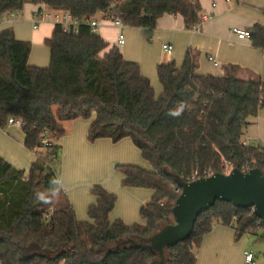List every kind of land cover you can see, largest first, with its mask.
Masks as SVG:
<instances>
[{
    "label": "trees",
    "instance_id": "16d2710c",
    "mask_svg": "<svg viewBox=\"0 0 264 264\" xmlns=\"http://www.w3.org/2000/svg\"><path fill=\"white\" fill-rule=\"evenodd\" d=\"M27 2L68 10L82 22L75 34L54 25L45 40V67L29 64V41L17 39L12 27L0 29V127L11 116L21 117L24 145L34 153L26 171L0 158V264H150L159 258L154 249L116 245L127 237L148 238L160 224L175 222L172 208L181 190L163 168L187 181L223 172L228 163L264 174V145L242 139L247 118L264 108L260 78L237 77L235 65L225 66L222 75H197L189 50L180 67L157 65L156 96L139 64L118 47L109 48L85 23L102 12L125 26L152 27L159 16L178 14L192 27L202 22L198 0H0V16ZM250 32L252 45L264 49V26L255 24ZM78 118L90 119L89 141L127 137L151 165L115 166L123 186L153 190L139 210L145 224L111 221L116 196L100 184L91 188L96 199L89 220L77 219L56 166L64 122ZM257 220L249 207L217 201L198 216L188 238L164 248L161 264H195L196 249L217 223L233 227L237 238L259 230L264 238V222Z\"/></svg>",
    "mask_w": 264,
    "mask_h": 264
},
{
    "label": "crops",
    "instance_id": "0c3cea01",
    "mask_svg": "<svg viewBox=\"0 0 264 264\" xmlns=\"http://www.w3.org/2000/svg\"><path fill=\"white\" fill-rule=\"evenodd\" d=\"M198 1L202 22L197 30L188 27L181 15L163 14L152 27H116L104 22L95 32L109 44V48L118 47L126 60L139 64L140 72L149 78L156 96L161 91L156 86L157 65L174 62L180 67L189 50L195 54L197 75H222L225 66L235 65L238 67L237 77H258L264 82V49L253 46L249 37L238 39L230 31L234 26L247 30L255 24L264 26V0ZM39 6L32 3L25 9L23 6L22 10L0 21L3 24L0 29L12 27L17 39L29 41V64L45 67L50 61L45 40L51 36L54 23L43 20L33 28V15ZM94 17L101 18V13ZM119 34L124 37L122 46L117 45ZM164 44L171 45L170 52L163 48ZM247 122L243 142L264 145V109L249 116ZM69 124V129L66 128V133L58 140L62 148L58 179L77 219L89 220L87 210L96 199L91 188L100 184L117 196L109 214L111 221L119 219L128 225L145 224L139 210L150 201L153 190L123 186V176L115 168L118 164L144 165L135 144L127 137L117 142L100 138L92 144L87 139L90 119L78 118ZM24 140L22 128L10 124L0 127V158L19 170H27L34 159V153L25 147ZM239 238L233 227L214 224L196 249L195 264H244V251L252 248H247L244 241L242 244L237 242ZM253 254L255 259L254 251Z\"/></svg>",
    "mask_w": 264,
    "mask_h": 264
},
{
    "label": "water",
    "instance_id": "95a60500",
    "mask_svg": "<svg viewBox=\"0 0 264 264\" xmlns=\"http://www.w3.org/2000/svg\"><path fill=\"white\" fill-rule=\"evenodd\" d=\"M163 170L174 177L181 190L172 208L175 222L161 226L148 238L137 241L127 237L116 245L154 249L159 258L150 264H161L165 258L164 248L188 238L198 216L217 201L231 202L238 208H252V213L264 222V174L259 168L243 171L234 167L229 173L214 172L192 181L183 180L166 168Z\"/></svg>",
    "mask_w": 264,
    "mask_h": 264
},
{
    "label": "built area",
    "instance_id": "2783aa9c",
    "mask_svg": "<svg viewBox=\"0 0 264 264\" xmlns=\"http://www.w3.org/2000/svg\"><path fill=\"white\" fill-rule=\"evenodd\" d=\"M45 9H48L50 12H52V14L50 12H47ZM17 12L18 11H11V12H7L5 14H8V16H11V15H14L15 13H17ZM100 13H101V18L97 19L95 17H92V18L87 19L85 21V23H87L90 26L92 31H95L96 28L99 25H101L102 23H104V22L111 23L113 26H116V27H124L125 26V24L123 23V21L120 18L113 17V16H111L108 13H102V12H100ZM2 16H0V18ZM48 19L53 21L54 25L55 24L60 25L62 30L64 32L68 33V34L77 33L78 26L82 22L81 20H79L77 18H74L68 10L51 9V8L47 7L46 5L42 4L34 12V15H33V22H34L33 28H36L40 21L48 20ZM199 25H200V23L192 26L191 28L193 30H197ZM230 31L238 39L248 38L250 36V33H251L250 30L242 29V28L235 27V26L232 27L230 29ZM123 43H124V37H123L122 34H119L118 37H117V45L118 46H122ZM163 48L167 52L171 51V45H169V44H164ZM259 103L264 104V97L260 98ZM7 124L15 125L17 127L22 128V126L24 124V121H23V119L21 117L11 116V117L8 118ZM42 143L43 144H47L48 143L47 139H43ZM233 168H234V165L232 163H228V164L224 165L223 173H229ZM240 169L245 171L244 167H242ZM194 176H195V174H193L191 176V178H194ZM195 179H197V178H195ZM177 191H179V189H177ZM250 210L252 211V208H250ZM258 221H261V220L258 219L257 222ZM244 264H256L255 259H254V254H253L252 250H245L244 251Z\"/></svg>",
    "mask_w": 264,
    "mask_h": 264
},
{
    "label": "rangeland",
    "instance_id": "374dc122",
    "mask_svg": "<svg viewBox=\"0 0 264 264\" xmlns=\"http://www.w3.org/2000/svg\"><path fill=\"white\" fill-rule=\"evenodd\" d=\"M29 5H31V3H29V2H27L25 5H24V9L25 8H27ZM47 12H50L48 9H45ZM51 14H52V12H50ZM6 17H8V14H4L3 15V17H2V19L0 20V21H2V20H5L6 19ZM3 26V24H2V22H0V27H2ZM127 27H129V26H127ZM155 79H156V81H157V83H156V86H157V88H159V90L161 89V86H160V84H159V81H158V78H157V74H156V71H155ZM154 91H155V88H154ZM161 92V91H160ZM160 92H159V94H160ZM264 109V108H263ZM69 122L70 121H65L64 122V125H65V128H68L69 129V126H70V124H69ZM96 141V140H95ZM95 141H90V143H92V144H94L95 143ZM62 149V148H61ZM61 149H60V151H59V154H58V161H57V172H58V174H59V171H60V168H61V162H62V157H61ZM137 150H138V148H137ZM138 153H139V157H141L140 159H141V161L143 162V166H141V165H139V164H132V165H136V166H139V167H141V168H144V169H146V170H149V169H151V165L149 164V162L148 161H146L145 159H143L142 158V156H141V153H140V151L138 150ZM27 170H28V168H27ZM26 171V170H25ZM117 171H119V170H117ZM120 172V171H119ZM116 196V195H115ZM117 197V196H116ZM116 200H117V198H116ZM160 225H164V224H160ZM260 234H261V230H259L257 233H244L238 240H237V242L238 241H240V243L242 244L243 243V241L244 242H246L247 243V248H252V250L254 251V253H255V256H256V258H255V262H256V264H264V238H262V237H260Z\"/></svg>",
    "mask_w": 264,
    "mask_h": 264
},
{
    "label": "clouds",
    "instance_id": "9594fccd",
    "mask_svg": "<svg viewBox=\"0 0 264 264\" xmlns=\"http://www.w3.org/2000/svg\"><path fill=\"white\" fill-rule=\"evenodd\" d=\"M39 198H40V199H45V197H44L43 195H41Z\"/></svg>",
    "mask_w": 264,
    "mask_h": 264
}]
</instances>
